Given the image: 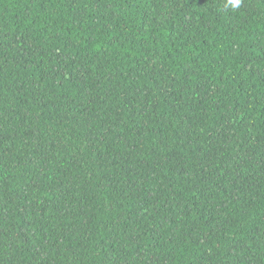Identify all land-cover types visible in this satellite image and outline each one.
<instances>
[{
  "label": "trees",
  "instance_id": "obj_1",
  "mask_svg": "<svg viewBox=\"0 0 264 264\" xmlns=\"http://www.w3.org/2000/svg\"><path fill=\"white\" fill-rule=\"evenodd\" d=\"M0 264H264V0H0Z\"/></svg>",
  "mask_w": 264,
  "mask_h": 264
},
{
  "label": "clouds",
  "instance_id": "obj_2",
  "mask_svg": "<svg viewBox=\"0 0 264 264\" xmlns=\"http://www.w3.org/2000/svg\"><path fill=\"white\" fill-rule=\"evenodd\" d=\"M229 3L233 8H238L240 6L241 0H229Z\"/></svg>",
  "mask_w": 264,
  "mask_h": 264
}]
</instances>
